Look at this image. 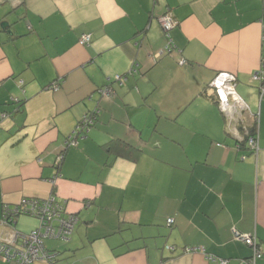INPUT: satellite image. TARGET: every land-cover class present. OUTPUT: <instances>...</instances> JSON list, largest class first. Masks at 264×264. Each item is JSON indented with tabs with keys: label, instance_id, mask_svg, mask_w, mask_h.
<instances>
[{
	"label": "crops",
	"instance_id": "crops-1",
	"mask_svg": "<svg viewBox=\"0 0 264 264\" xmlns=\"http://www.w3.org/2000/svg\"><path fill=\"white\" fill-rule=\"evenodd\" d=\"M167 13L177 23L169 53ZM221 72L237 77L242 122L215 102ZM258 72L264 0H0V220L23 199L65 203L79 221L48 245L60 253L53 264L64 253L66 264H251L234 230L256 239L264 264ZM95 108L88 138L58 162ZM244 129L258 132V153Z\"/></svg>",
	"mask_w": 264,
	"mask_h": 264
},
{
	"label": "built area",
	"instance_id": "built-area-1",
	"mask_svg": "<svg viewBox=\"0 0 264 264\" xmlns=\"http://www.w3.org/2000/svg\"><path fill=\"white\" fill-rule=\"evenodd\" d=\"M161 25L167 34V39L170 38V32L177 25L171 14L168 13L161 18ZM91 43L90 35H83L80 44L88 46ZM168 49V46H167ZM169 51V50H167ZM156 62V60H153ZM184 63V61H183ZM255 80L260 83V89L264 92V73L258 72L255 74ZM121 76L116 78L120 81ZM237 77L232 73L221 72L211 83V87L215 92V102L220 110L225 113L234 114L240 118L247 112L248 106L236 92ZM105 95H110L108 91L103 92ZM240 115V116H239ZM235 120V117H233ZM96 117L91 119L84 116L79 123L75 133H83L81 131L90 126H93ZM246 134V143L248 148L255 154L260 151L259 134L257 131L250 133L248 129H244ZM80 135V134H77ZM84 139L85 135H81ZM240 142L244 141V137L239 136ZM68 145V144H67ZM77 141H72L71 146H76ZM62 161L59 156L58 162ZM27 216L38 220L39 226L30 232H21L16 228V222L19 217ZM78 217L71 214L67 210V205L60 202L54 196L47 199H23L14 207L5 206L3 217L0 220V256L6 264H35L39 261L53 264L57 258V254L47 250L45 241L49 240H67L78 224ZM169 225L173 220L168 221ZM236 240L243 242L253 250V258L251 264H255L257 260L263 258V253L257 244L254 237L245 235L238 230H234ZM167 250H174L172 246H166ZM198 250L197 248H187L186 252L191 253ZM209 260H216L214 256H209ZM220 264H226V261H220Z\"/></svg>",
	"mask_w": 264,
	"mask_h": 264
},
{
	"label": "trees",
	"instance_id": "trees-1",
	"mask_svg": "<svg viewBox=\"0 0 264 264\" xmlns=\"http://www.w3.org/2000/svg\"><path fill=\"white\" fill-rule=\"evenodd\" d=\"M168 14V13H167ZM169 34H171V32L169 33ZM83 35H85V34H83ZM82 35V36H83ZM81 36V37H82ZM166 36H167V34H166ZM166 39H167V37H166ZM80 40H81V38H80ZM167 41H168V49L167 50H169V51H167V53H169V52H171L172 50H173V41H172V38H171V35H170V38H168L167 39ZM126 80H125V78L123 79H121L120 81H118V82H116V83H119V84H123L124 82H125ZM61 85V81H59V82H55V83H53L51 86H49L50 87V89H53L54 87H55V89H56V87L57 86H60ZM58 89V88H57ZM104 91H108L110 94H111V89H110V86L108 85V86H104V87H102V88H100L99 89V93L101 94V96L102 97H107L108 95H105L103 92ZM99 109H94V110H92V111H89L87 114H86V116L87 117H89V118H91V119H93V118H95L96 117V121L94 122V124H93V126H90V129H89V131L88 132H86L88 129L87 128H85V130H83V131H81V132H83L82 134L81 133H76V135L77 134H80V135H77L76 137H75V141H77L78 142V140H81L82 138H81V135H85V138L84 139H82V140H85V139H87L88 138V135H89V133H90V131L92 130V128L95 126V124L97 123V120H98V116H99V111H98ZM74 139H70V141L68 142V145L65 147V150L61 153V157H62V161L64 160V158H65V154H66V152L70 149V147L72 148V147H75V146H71V143H72V141H73ZM78 144V143H77ZM129 148H131V147H129ZM132 149V148H131ZM55 254H57L58 256H57V258H56V260L58 259V257L60 256V253L59 252H54ZM55 260V261H56ZM6 264V263H5Z\"/></svg>",
	"mask_w": 264,
	"mask_h": 264
},
{
	"label": "rangeland",
	"instance_id": "rangeland-1",
	"mask_svg": "<svg viewBox=\"0 0 264 264\" xmlns=\"http://www.w3.org/2000/svg\"><path fill=\"white\" fill-rule=\"evenodd\" d=\"M83 46V45H82ZM109 96V95H108ZM65 241H52V240H49V241H45V246L48 248V245L50 244L49 247H52L53 245H56V246H59V245H63ZM60 258V257H59ZM68 261L66 260L65 258V253L62 254V257L60 259V262H58L57 264H66Z\"/></svg>",
	"mask_w": 264,
	"mask_h": 264
},
{
	"label": "water",
	"instance_id": "water-1",
	"mask_svg": "<svg viewBox=\"0 0 264 264\" xmlns=\"http://www.w3.org/2000/svg\"><path fill=\"white\" fill-rule=\"evenodd\" d=\"M7 25V24H6Z\"/></svg>",
	"mask_w": 264,
	"mask_h": 264
}]
</instances>
